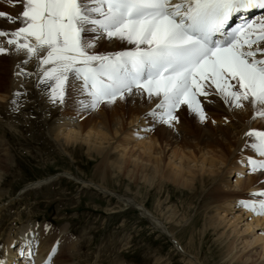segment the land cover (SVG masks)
I'll list each match as a JSON object with an SVG mask.
<instances>
[{
  "label": "snow or ice",
  "instance_id": "6c2138e0",
  "mask_svg": "<svg viewBox=\"0 0 264 264\" xmlns=\"http://www.w3.org/2000/svg\"><path fill=\"white\" fill-rule=\"evenodd\" d=\"M9 2L19 10L0 11L15 25L0 28V57L13 60V77L20 81L9 100L13 112L28 95L24 83L34 81L53 107L75 100L71 124L137 98L153 105L142 117L153 123L146 132L156 124L175 130L182 109L202 125H215L210 109L221 104L234 113L251 109L252 120L264 121V0ZM105 43L124 47L101 50ZM245 149L259 157H243L248 174L264 175V130L244 131L240 153ZM236 206L264 217V190ZM48 230L29 224L24 235L0 244V264H36L41 231ZM60 243L57 238L42 264H59Z\"/></svg>",
  "mask_w": 264,
  "mask_h": 264
},
{
  "label": "rangeland",
  "instance_id": "374dc122",
  "mask_svg": "<svg viewBox=\"0 0 264 264\" xmlns=\"http://www.w3.org/2000/svg\"><path fill=\"white\" fill-rule=\"evenodd\" d=\"M7 66L2 90L7 91L12 80L14 91L20 81L13 77L14 66ZM33 84L24 83L28 95L19 112L11 111L8 105L12 91L10 98L0 103V140L6 141L10 159L0 180V244L7 233L14 237L29 224L52 225L54 229H68L76 248L71 254L75 264H191L174 242L202 264H237L225 260L224 244L218 243L211 232L201 233L206 205L203 194L169 183L158 188L157 181L149 185L138 176L129 179L112 168L102 183L99 159L89 155L84 146L60 147L52 139L57 118L63 114L76 116L71 108L74 99L54 114L53 106ZM217 114L211 119L227 124L225 119L218 120L222 114ZM180 120L184 121L182 117ZM189 133L192 128L187 125L181 135ZM54 176L57 178L49 183L24 189ZM96 184L108 192L104 194L93 186ZM116 196L142 204L164 223L173 240Z\"/></svg>",
  "mask_w": 264,
  "mask_h": 264
},
{
  "label": "bare ground",
  "instance_id": "6f19581e",
  "mask_svg": "<svg viewBox=\"0 0 264 264\" xmlns=\"http://www.w3.org/2000/svg\"><path fill=\"white\" fill-rule=\"evenodd\" d=\"M18 10L19 6L13 7L9 0H0V11L15 14ZM14 27L15 25L0 18V28ZM122 47L124 46L119 43L113 45L105 43L101 45V50H120ZM6 64L9 69L14 66L12 59L0 57V103L2 104L8 100L9 92L16 86L11 80L8 90H2V78H5L2 74L5 72ZM72 105L74 106L71 108L76 110V103ZM151 107L153 105L141 103L137 98L135 104L129 101L111 109H102L87 114L82 121L76 120L74 124L70 123L69 116L61 112L63 115L55 121L57 128H54L52 139L60 147L84 146L89 155L92 154L99 159L97 169H100L102 183L105 181L104 175L113 169L112 171L117 174L123 173L129 179L138 176L149 185L157 181L158 188H161L163 183H169L187 190H197L198 193L203 194L206 201L203 207L201 233L209 231L216 237L218 243L224 244L225 260L237 264H264V235L260 234L264 230V217H254L243 208L236 206L239 200L249 199L252 192L264 190V184L261 183L264 181V175L260 173L249 175L250 170L243 161V157L252 156L254 159L259 157L250 149H245L243 154L239 151L243 147L244 131L250 128L264 130V121L252 120L251 109L234 113L221 104L210 109V116L220 113L222 115L217 119H227L230 123L218 122L213 125L209 122L202 125L186 109H182L178 115L184 121L180 120L175 130L156 124L155 133L151 134L144 130L153 127L151 118H142ZM52 108L54 114L57 109H61ZM187 125L192 128V134L181 135ZM139 137L146 138L139 139ZM6 144V141L0 140V180L10 162ZM230 176L232 177L229 180ZM36 183L26 185L24 189L31 188ZM93 186L104 194L108 192L102 185ZM116 198L125 204H130L140 215L149 219L170 240H173L164 223L153 217L142 204L121 196ZM43 227L40 225L41 229ZM67 230L65 227L54 229L51 225L47 234L41 231L44 243L37 253L36 264H42L46 259V253L52 245H55L57 238L61 243L54 259L59 264H75L71 254L76 248L74 242L69 239ZM24 232H16L14 237H10L7 233L1 244H9L11 240L24 235ZM174 243L180 252L189 258L191 264H202L197 257L187 253L177 242ZM12 251L15 252L16 249Z\"/></svg>",
  "mask_w": 264,
  "mask_h": 264
}]
</instances>
